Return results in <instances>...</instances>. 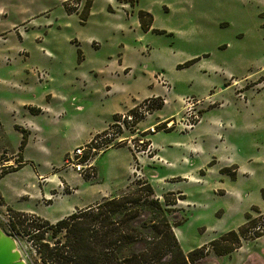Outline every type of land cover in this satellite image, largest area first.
<instances>
[{"label":"rangeland","instance_id":"rangeland-1","mask_svg":"<svg viewBox=\"0 0 264 264\" xmlns=\"http://www.w3.org/2000/svg\"><path fill=\"white\" fill-rule=\"evenodd\" d=\"M18 166L0 228L26 264L11 210L55 222L137 182L183 195L169 218L185 253L247 212L263 228L264 0H0V174ZM241 246L264 254V234Z\"/></svg>","mask_w":264,"mask_h":264},{"label":"trees","instance_id":"trees-1","mask_svg":"<svg viewBox=\"0 0 264 264\" xmlns=\"http://www.w3.org/2000/svg\"><path fill=\"white\" fill-rule=\"evenodd\" d=\"M138 19L144 30L151 27L149 12L139 11ZM107 133H97L88 147ZM18 153L17 162L22 166ZM21 166L4 169L0 178ZM172 194V198L167 196ZM262 194L264 197V191ZM182 198L180 193H169L161 201L147 181L137 182L120 195L76 208L55 222L11 210L9 231L26 236L38 264H194L210 251L219 256L230 254L240 246V237L255 239L264 234V226L256 227L257 221L247 212L237 231L230 230L185 253L174 232L181 222L173 223L169 218L172 206ZM252 210L258 211L255 207Z\"/></svg>","mask_w":264,"mask_h":264},{"label":"crops","instance_id":"crops-1","mask_svg":"<svg viewBox=\"0 0 264 264\" xmlns=\"http://www.w3.org/2000/svg\"><path fill=\"white\" fill-rule=\"evenodd\" d=\"M93 203L95 202L83 204L82 207L92 205ZM253 256L255 258H253ZM260 257L264 259V254H261L259 251L251 250L249 247L245 248L241 246L239 247V251H233L229 255L220 256V259L206 261L202 264H245L248 260L258 259Z\"/></svg>","mask_w":264,"mask_h":264},{"label":"water","instance_id":"water-1","mask_svg":"<svg viewBox=\"0 0 264 264\" xmlns=\"http://www.w3.org/2000/svg\"><path fill=\"white\" fill-rule=\"evenodd\" d=\"M0 264H26L17 249L16 240L0 228Z\"/></svg>","mask_w":264,"mask_h":264},{"label":"built area","instance_id":"built-area-1","mask_svg":"<svg viewBox=\"0 0 264 264\" xmlns=\"http://www.w3.org/2000/svg\"><path fill=\"white\" fill-rule=\"evenodd\" d=\"M122 118H125V116H122ZM152 130H153V129H152ZM106 136H109V134L107 133ZM113 136H116V135L113 134ZM104 137H105V135H104ZM82 151H83L82 148H77V149L75 150V155L78 156V158L81 157V155H82ZM77 160H78V159H77ZM72 165L74 166V168H76L77 171H80V170H81V165H80V164L78 165V163H77L76 166H75L74 164H72Z\"/></svg>","mask_w":264,"mask_h":264}]
</instances>
